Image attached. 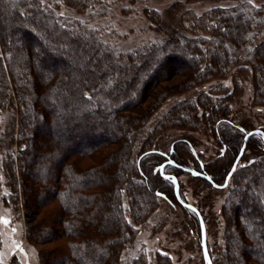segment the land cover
I'll list each match as a JSON object with an SVG mask.
<instances>
[{"label":"trees","instance_id":"trees-1","mask_svg":"<svg viewBox=\"0 0 264 264\" xmlns=\"http://www.w3.org/2000/svg\"><path fill=\"white\" fill-rule=\"evenodd\" d=\"M64 2L78 12L89 8L90 17L107 10L104 3L95 8L101 0ZM192 17L187 30L165 26L166 38L127 50L109 43L88 20L65 18L45 0H0V115L13 110L18 119L2 130L0 120L4 175L15 202L20 184L27 208L38 210L52 199L61 205L53 221L37 222L29 235L55 238L66 233L69 238L68 250L57 247L43 255V261L121 264L136 224L147 219L157 199L177 201L173 181L160 172L164 162L173 161L164 172L177 177L186 200L179 178L187 172L179 166L191 165L181 161L183 149L190 153L192 167L215 183L224 182L252 130L227 114L225 100L234 91L220 97L201 93L189 98V106L173 105L149 129L147 125L171 96L213 78L221 80L244 61L253 66V101H264V0L261 5H214ZM177 76L182 77L179 84L161 85ZM148 98L153 100L143 108ZM200 117L217 135V144L225 147L215 162L205 163L189 138L174 139L168 151L156 148L152 140L163 129L184 122L198 128ZM96 155V165L81 166L79 159ZM241 160L222 187L229 192L221 208L225 244L216 258L208 244L213 264H264L262 136L248 139ZM192 176L205 188L219 189L208 179ZM187 210L200 236L199 217Z\"/></svg>","mask_w":264,"mask_h":264},{"label":"rangeland","instance_id":"rangeland-1","mask_svg":"<svg viewBox=\"0 0 264 264\" xmlns=\"http://www.w3.org/2000/svg\"><path fill=\"white\" fill-rule=\"evenodd\" d=\"M45 1L49 7L65 18L88 20L109 43L127 50L146 42L166 38L169 31L167 32L165 26H179L180 28L184 26L187 30L189 22L193 20V13L200 14L214 5L227 6L242 2L261 5L263 3V0H101L102 3L96 4L95 8H100L104 3L107 5V10L103 8L102 13L97 12L95 17H90L89 8L78 12L75 8L66 5L64 0ZM183 9H191L192 13L182 14ZM149 11L154 12L152 19ZM156 17L159 19L158 23L153 22ZM257 38L258 36L256 40ZM252 70L251 62L244 61L232 68L231 75L221 80L213 78L209 82L197 84L192 90H181L168 98L156 110L148 122L147 129L171 106L176 104H181L184 108L185 105L189 106L188 100L191 97L195 100L201 93L220 97L234 91L233 95L225 100L230 108L228 116L248 130L260 129L264 132V101H253L255 93ZM181 78L177 76L172 80L164 81L161 85L175 86L180 83ZM236 83L239 86L235 89ZM152 100L148 98L143 108ZM190 114L191 112L189 116H192ZM14 115L13 110L2 111L1 130L7 127L9 121L18 120ZM197 121L198 128H193L186 122L183 126L172 125L163 129L152 141L155 142L156 148L165 147L167 150L174 139L189 138L194 143L193 151H200L205 163L206 161L215 162L223 153L222 147L217 144V135L211 131L205 117H200ZM141 131L144 134V130ZM257 134L262 136L261 133ZM4 152V147L0 144V262L1 264H50L43 261V255L47 256L48 251L57 247L68 250L69 238L66 237V233L59 234L55 238L51 235L43 236L40 233L29 235V229L35 227L37 222L50 223L53 221L56 213L62 210L61 205L57 199H52L49 202L45 201L43 207L38 210L27 208L21 194L20 184L18 187L20 196L15 202L11 195V186L7 183L3 171ZM181 153L183 163L192 161L187 149H183ZM246 159L245 157L241 162ZM97 160L99 159L96 155L94 158L79 159V162L83 168H89L96 165ZM217 163L223 165L222 160H218ZM192 175L194 174L180 175L184 198L199 207L204 215L207 222V242L213 258H216L224 250L226 224L225 213H221V208L229 194L228 187L218 190L208 189L203 187L202 180ZM153 206L155 208L149 213L147 219L136 224L137 231L121 254V264H132L135 260H138L140 264H205L200 236L193 223L192 213L185 209L178 200L158 198Z\"/></svg>","mask_w":264,"mask_h":264},{"label":"water","instance_id":"water-1","mask_svg":"<svg viewBox=\"0 0 264 264\" xmlns=\"http://www.w3.org/2000/svg\"><path fill=\"white\" fill-rule=\"evenodd\" d=\"M257 133H261L262 136H263V140H264V132L261 131L260 129H252L250 131H248L244 137V142H243V145L231 167V169L229 170V172L227 173L226 175V178L224 180V182L222 184H217L215 182H213V180L211 179V177L207 174H204V173H200L196 170H191V169H187L185 167H182V166H179L180 168H182L183 170H186V171H190L192 174L194 175H197V176H201L205 179H208L209 181H212L213 182V185L215 187H218V188H222V187H225L231 176L233 175L234 171L236 170L239 162H240V159L241 157L243 156V153L245 151V147H246V144H247V141L248 139L254 135V134H257ZM168 163H173V161L171 160H168L166 162H164L163 164L160 165V172L161 174L163 175V177L165 178H168L170 180L173 181L174 183V189H175V195H176V198L177 200L181 203V205L187 209H190L192 210L193 212L196 213V215L199 217V221H200V231H201V234H200V245H201V248H202V253H203V258H204V263L205 264H213V261H212V258L210 256V252H209V248H208V242H207V228H206V224H205V221L203 219V216L201 215L199 209L192 203L184 200L180 193H179V181L177 179V177H175L174 175H171V174H167L164 172V166Z\"/></svg>","mask_w":264,"mask_h":264},{"label":"flooded vegetation","instance_id":"flooded-vegetation-1","mask_svg":"<svg viewBox=\"0 0 264 264\" xmlns=\"http://www.w3.org/2000/svg\"><path fill=\"white\" fill-rule=\"evenodd\" d=\"M225 151V147H223L222 148V152H224ZM241 160V159H240ZM189 165H191V167H189V166H182V167H185V168H187V169H191V170H196L194 167H192V165H194V163L193 162H189ZM184 171H186V170H184ZM196 171H198V172H200V173H204L203 171H199V170H196ZM187 173H190V174H192L190 171H186ZM205 174V173H204ZM199 177H201V176H199ZM218 184V183H217ZM220 184V183H219Z\"/></svg>","mask_w":264,"mask_h":264},{"label":"snow or ice","instance_id":"snow-or-ice-1","mask_svg":"<svg viewBox=\"0 0 264 264\" xmlns=\"http://www.w3.org/2000/svg\"><path fill=\"white\" fill-rule=\"evenodd\" d=\"M41 2H43V0H41ZM162 195V194H161ZM5 223H7V221H5Z\"/></svg>","mask_w":264,"mask_h":264}]
</instances>
